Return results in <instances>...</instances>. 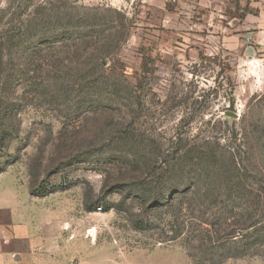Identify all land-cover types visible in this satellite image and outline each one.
<instances>
[{"label": "rangeland", "instance_id": "obj_1", "mask_svg": "<svg viewBox=\"0 0 264 264\" xmlns=\"http://www.w3.org/2000/svg\"><path fill=\"white\" fill-rule=\"evenodd\" d=\"M0 176V264H264V0H0Z\"/></svg>", "mask_w": 264, "mask_h": 264}, {"label": "crops", "instance_id": "obj_2", "mask_svg": "<svg viewBox=\"0 0 264 264\" xmlns=\"http://www.w3.org/2000/svg\"><path fill=\"white\" fill-rule=\"evenodd\" d=\"M5 176V175H2ZM2 176H0V209H2L3 207L9 205L10 201H14L15 198H11V200H8V188L12 186V181L11 180H6V181H2ZM11 204V203H10ZM12 224V222L10 223ZM9 227L8 225H4L0 227V249L2 250L4 246L7 245L8 243V233L12 230L9 231ZM17 255H21L20 253L16 252V256ZM7 258H9V256H7V252H1L0 254V260L4 259L6 260Z\"/></svg>", "mask_w": 264, "mask_h": 264}]
</instances>
